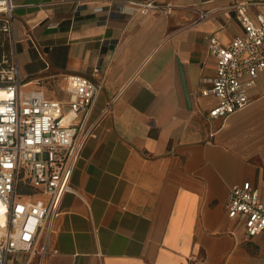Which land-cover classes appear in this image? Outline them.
<instances>
[{
  "label": "crops",
  "instance_id": "0c3cea01",
  "mask_svg": "<svg viewBox=\"0 0 264 264\" xmlns=\"http://www.w3.org/2000/svg\"><path fill=\"white\" fill-rule=\"evenodd\" d=\"M14 1L21 79L58 99L65 74L91 79L86 124L110 103L71 177L84 201L64 195L30 264H264V234L248 236L226 210L235 183L264 198V71L225 118L207 115L216 99L200 92L215 73L207 36L229 44L243 33L229 6L256 2L254 18L264 0Z\"/></svg>",
  "mask_w": 264,
  "mask_h": 264
},
{
  "label": "built area",
  "instance_id": "2783aa9c",
  "mask_svg": "<svg viewBox=\"0 0 264 264\" xmlns=\"http://www.w3.org/2000/svg\"><path fill=\"white\" fill-rule=\"evenodd\" d=\"M251 4L257 3L229 6L243 29L229 44L207 36L215 73L200 92L216 99L207 112L210 118L244 108L249 89L264 71V11L250 17ZM134 5L171 10V5L154 2ZM15 7L14 0H0V264L17 254L25 255V264L35 253L43 255L64 195L84 201L71 177L84 142L96 137L95 126L110 108L107 103L96 121L85 123L98 85L80 74L63 76L66 99L49 97L42 87L30 88L31 82L21 79L13 35ZM209 14L199 11L197 20ZM226 210L228 217L243 222L248 236L264 234V198L249 181L229 187Z\"/></svg>",
  "mask_w": 264,
  "mask_h": 264
},
{
  "label": "rangeland",
  "instance_id": "374dc122",
  "mask_svg": "<svg viewBox=\"0 0 264 264\" xmlns=\"http://www.w3.org/2000/svg\"><path fill=\"white\" fill-rule=\"evenodd\" d=\"M26 262V257L25 255H15V256H11L6 264H25ZM35 264V262L33 263Z\"/></svg>",
  "mask_w": 264,
  "mask_h": 264
}]
</instances>
